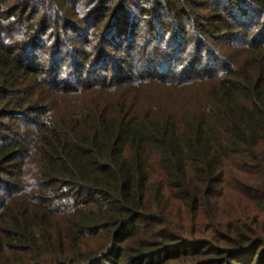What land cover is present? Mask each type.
<instances>
[{
  "label": "trees",
  "instance_id": "trees-1",
  "mask_svg": "<svg viewBox=\"0 0 264 264\" xmlns=\"http://www.w3.org/2000/svg\"><path fill=\"white\" fill-rule=\"evenodd\" d=\"M0 264H264V0H0Z\"/></svg>",
  "mask_w": 264,
  "mask_h": 264
}]
</instances>
